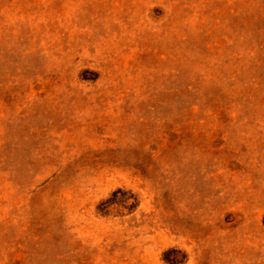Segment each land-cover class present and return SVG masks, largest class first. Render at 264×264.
I'll return each mask as SVG.
<instances>
[{"label":"rangeland","instance_id":"obj_1","mask_svg":"<svg viewBox=\"0 0 264 264\" xmlns=\"http://www.w3.org/2000/svg\"><path fill=\"white\" fill-rule=\"evenodd\" d=\"M0 264H264V0H0Z\"/></svg>","mask_w":264,"mask_h":264}]
</instances>
